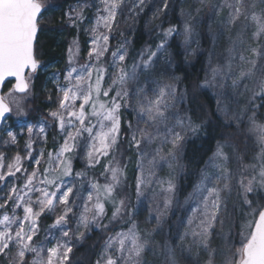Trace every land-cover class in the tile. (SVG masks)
<instances>
[{"label":"snow or ice","instance_id":"6c2138e0","mask_svg":"<svg viewBox=\"0 0 264 264\" xmlns=\"http://www.w3.org/2000/svg\"><path fill=\"white\" fill-rule=\"evenodd\" d=\"M204 0H201L203 3ZM103 5L102 9L97 8L96 19L91 26V46L88 52L90 60H95L97 64H83L79 71L72 66L74 58L79 54V41L74 39L72 46L68 49V67L66 74L63 75V83L53 74V81L57 85L58 92L61 94L57 98V108L50 111L49 116L57 125L59 134L63 142L58 147L54 143V152L48 151L45 156L44 149H41L38 156H32V148L35 141L32 139L34 126H27L28 139L25 142V148L28 150L22 158L17 154L13 163L7 165V176L15 177L16 172L21 171L24 167L22 160L31 159L37 166L26 177L24 183V195H20L15 186L9 189L10 193L15 194L13 198L9 195L7 200L13 202V215L3 214L0 219V256L7 257L15 247V256L9 260V264H70V254L73 251L72 240H82L85 237L84 232H78V228L83 226L86 230L89 226L95 224L96 227L107 228V225H101L100 220L106 215L105 204L103 201H110L113 204V210L110 220L114 221L120 217L122 210L126 207L123 199L117 203L114 196L116 187L121 183V178L125 177L126 166L121 167L117 162L112 166V160L108 161L105 172H110V182L103 185L98 182L91 184L93 192H89L87 200L83 204V211L79 214L77 220V230H65V225L69 223L68 214L73 210L69 207V196L72 188H63V177L72 175V160L80 142L83 141L85 146L84 157L87 161V167H95L100 163L101 157H107L110 151H113L118 145L121 133V115L120 109L125 106L120 101L129 97L128 82L137 80V70L143 71L149 68L153 63V57L157 52L166 49L169 38L177 32L175 25L169 26L162 32L161 42L156 45V51L148 50L147 59L144 53L140 55L139 62H133L131 70L125 64L128 57V51L125 44L119 45L111 52L112 66L118 69L112 74L111 83L104 87L105 74L107 68L98 66L101 58L109 51L110 33L116 25L117 10L124 3V0H100ZM164 9L169 7L168 0H162ZM145 4V0H138L133 7H139ZM259 4L264 5V0H259ZM90 5L84 4L77 9H73L75 14H69V20L75 25L82 21L84 17V8ZM225 7L231 9L227 24L237 25L239 22L240 33L238 40L232 41L233 45L239 43L244 45L246 41L242 39V34L251 31L253 41H259L264 37V8L259 13L255 11L257 7L256 0L250 5L251 11H242L244 7L243 0H235L230 3L225 0ZM44 7L41 0H0V86L8 78H14L15 83L6 94H0V120H4L7 114L13 111L17 116H27L26 102L31 91V81L34 74L39 68V61L34 54V40L37 34L38 17ZM197 12L200 9L196 10ZM103 27L106 31L101 32ZM194 33V27L187 20L183 25L182 35L184 44L190 43V38ZM123 49V50H122ZM231 60L227 65L229 73L233 72L232 60H237L238 74L232 78L233 89L240 86L244 80L252 83L250 88L244 84L247 91L252 92V98L255 96H264V44H257L256 47L248 45L242 50L235 51L234 48L227 49ZM250 52L251 58L244 53ZM243 65H247L244 67ZM93 70H95V81H92ZM73 73H77L73 77ZM211 78L207 76L202 87H211L216 77L221 73V68H210ZM178 79V78H177ZM11 83V81H8ZM120 87L116 89V86ZM115 90V96H110V92ZM143 91V89H139ZM176 86L174 84H165L156 92V98L149 100L147 105L140 104L138 115L143 118L145 127L132 128L128 123V128L132 129L131 139L128 141L129 147H134L141 157L147 153L142 150V143L152 144L155 137L160 135V125H164L165 131L161 144H171L172 148L168 151L167 157L176 160L177 156L183 150L184 135L182 133L190 131L196 133L200 130L201 125L196 124L190 115L185 114L181 117L178 113H173L175 124L168 126L166 116L170 105L164 102L166 95L175 98ZM17 93L22 94L17 96ZM109 97L108 100H102L101 97ZM51 99V96H49ZM139 103V101H138ZM219 103V102H218ZM163 104V109L161 105ZM245 111L247 106H245ZM93 119L95 123H93ZM250 122L247 132L254 138L258 151L253 155V163L243 164L244 157L237 154L236 159L241 162V167L237 173H233L228 167L229 155L225 153V146L217 143L216 150L207 162L215 171L201 170V178L193 186V191L185 198L184 204L190 202L191 214L188 215L186 226L182 234L178 233L180 243L173 247L168 240L163 243L151 242L146 236L141 235L135 222L127 231H120L110 236L104 242L102 256L97 259L96 264H178L177 249L180 253H191V246L185 247L184 241L191 235L194 239L192 245L198 249L202 248L207 252L208 259L205 264H214V256L220 251L211 247L213 236L219 237L225 242L224 251L228 256L224 264H264V206L257 204L253 206V200L249 199V194L264 190V123L258 122L255 114L248 117ZM179 128L180 131H176ZM154 129L155 131H149ZM38 135L44 137L47 143L46 124L41 123ZM86 134V135H85ZM9 140L5 143H17V134L12 131L6 133ZM139 135L140 139H137ZM161 160L168 163V167L173 168V164L165 156L160 155L162 149L154 150ZM4 156L0 154V161ZM155 162V157L153 161ZM47 167L40 170L41 164ZM4 165L0 163V167ZM27 172V169L24 168ZM51 173L58 175L48 178ZM141 175L136 177L137 198L144 193L141 191V185L145 183L143 178V169ZM247 173V174H246ZM83 171L77 172V176H83ZM154 174V173H153ZM44 176L39 180V184L55 185V191H48L46 187H37L36 181L38 176ZM101 175H104L102 172ZM214 177V178H213ZM5 180V175L0 174V181ZM61 183L57 184L56 181ZM235 181V183H233ZM167 184L162 189L168 195L163 198V209H156L157 223L161 218L166 216L174 204V194L176 184L173 180L159 181ZM63 188V190H62ZM62 194L58 195V192ZM37 192L40 195L33 201L29 193ZM235 192L239 199L232 202L231 211H229V202L232 200V193ZM25 196L28 199H25ZM155 198V197H154ZM7 200L0 204V209H5ZM178 207L179 205L176 201ZM63 205L60 214L56 215L51 228L61 230V238H58L49 231L44 241H38L39 236V218L45 213L56 212L57 206ZM244 206H247L245 209ZM15 209H22L23 215H17ZM226 219L228 220V232L224 231ZM183 223V221H182ZM219 223L220 230H216ZM16 227L13 228L12 226ZM71 231V235H70ZM151 235V233H147ZM51 237V239H49ZM52 241H55L53 244ZM51 244V246H47ZM109 249H113L114 255ZM33 254L29 261L26 254ZM152 259H148V255ZM199 256V251L196 253ZM187 264H191L189 260Z\"/></svg>","mask_w":264,"mask_h":264},{"label":"rangeland","instance_id":"374dc122","mask_svg":"<svg viewBox=\"0 0 264 264\" xmlns=\"http://www.w3.org/2000/svg\"><path fill=\"white\" fill-rule=\"evenodd\" d=\"M44 5L42 10H44L46 5V2L41 1ZM169 2V0H168ZM230 3H235V0H229ZM134 3H138V0H124V3L121 5V7L117 10V16H116V25H114L113 31L110 33V41H109V51L105 53V56L101 58L100 63L98 66H103L107 68V73L105 74V83L104 87H107L108 84L111 83V77L112 74L117 72L118 69L112 66V56L111 52L114 51L119 45L125 44V41L127 43L125 44V47L128 51V46L130 45V41L132 38V33L134 29L136 28V24L139 23L141 18H145L146 23H150L154 17L158 16L159 13H162V15L166 16V9L163 7L162 0H145V4L139 7H133ZM253 3V0H243L244 7L242 8V11L248 10L251 11L250 5ZM257 7L255 11L259 13L262 8H264V5L259 4V0H256ZM88 4L89 7L84 8V19L82 21H78L77 24H73L69 20V14L71 13L73 18L75 16L73 9H77L79 6ZM225 0H204L203 3H201V0H178L174 3V11H175V17H176V23L178 25V32L177 37L179 40L184 44V37L182 35L183 32V25L184 22L187 20L189 23H191L194 27V33L192 37L190 38V43L185 45V48H188L191 43H193L190 54L195 55L198 52H200L199 45H200V37H201V31L202 34L206 35L211 34L212 35V47L210 49V53L208 54L207 61L204 64L203 67V74H202V80H201V87L205 81L206 76L210 79L211 73L210 68L211 67H217L219 66L221 68V73L216 77L215 81L213 82V85L211 87H202L204 89H207L215 94L216 97V112L220 120L222 121L223 125L231 126L234 128L235 132L238 133V124L240 123L241 117H243L245 105H247L252 100V95L250 98L251 91H247L244 88V84H248L249 87H252V83L249 80H244L240 83V86L236 89H233L231 87L232 85V78L234 75L238 74L237 64L239 63L237 60H232L233 65V72L229 73L227 70V65L229 61L231 60V56L228 53L227 49L229 47L234 48L235 51L242 50L243 48L248 47V45H251L252 47H256L257 44H264V37H262L259 41H253L251 37V31L254 29H250L247 32H244L242 34V39L246 41L244 45H239L237 43L236 45H233L232 41L238 40V33H240L239 28V22L237 25H228V30L226 31L227 36V42L226 47L225 45H222V47H225L224 53H219L218 51H214L212 53V49H217L218 44V38L220 35L221 27L225 24L227 25V19L229 18V13L231 12V9L224 6ZM103 5L100 3V0H76L69 6H67L66 11L64 12V22L65 25L68 27L74 26L76 28V32L80 36L81 39L78 38V36L73 35L71 38L68 39V41L65 43L64 48L62 49V52L60 53V56L58 59L49 64V65H42L41 62H39V68L37 72L34 74V78L31 81V91L27 97L26 106L29 105V99H33L34 95V83L35 78L37 75L41 74L43 76V82H42V89L45 91V96L42 98L41 106H40V113L36 112L34 117L31 116H17L16 113L13 111L12 113H9L0 124V154L4 156V160L0 161L4 166L0 167V174L5 175V180L0 181V204H4L7 200L9 195H12L13 198L15 197V194L10 193L9 189L12 186H15L17 190L19 191L20 195H24V192L27 191V189H24L23 185L26 182L25 177L37 166L35 165L34 161L29 159H23L22 163L24 167L21 169V171L16 172L15 177H9L7 176V165L9 163L14 162V158L17 154H19L22 158L25 156V153L28 151L25 148V142L28 139V133H27V126L32 125L34 126V133L32 136V139L35 141L32 148V156L39 158L38 154L41 149H44L45 156L48 151L54 152V143L55 146L58 147L59 144L63 142L61 135L59 134V129L57 125L52 121V118L48 115L50 111H55L57 108V98L59 95H61L58 92L57 85L53 81L52 77L53 74L56 75L57 79H59L62 83L63 81V75L66 74V70L68 67V49L72 46V41L74 39H78L79 43H82V47L79 46V54L74 58L72 66L75 67L78 71L83 64H97L95 60H90L88 57V52L91 46V26L94 24L96 19V12L97 8L102 9ZM200 9L199 12L196 10ZM221 13V14H219ZM219 15V16H218ZM224 16L223 18H218L221 16ZM208 19V22H207ZM212 20V21H211ZM168 18L165 17L164 22H167ZM211 21V23H210ZM207 26V28H206ZM206 28V31H205ZM38 29V25H37ZM38 31V30H37ZM99 31L104 32L106 31L103 27L99 29ZM81 49L83 50V53L81 52ZM123 50V49H122ZM161 58H164L166 56V51L162 50L160 53ZM246 56L251 58L250 52L244 53ZM140 58L137 57L135 62H139ZM222 64V67L220 66ZM244 67H247V65H243ZM153 68V65L151 64L149 68L144 69L143 71L137 70V80L135 81H129L128 82V90H129V97L126 100L120 101L123 105L120 109V114L122 112H128L132 115V120L128 121L132 124V128L135 129L137 127L143 128L145 127L144 120L147 119V117L141 118L138 115V110L140 107V104L147 105L149 100H153L156 98V92H158V89L160 87H163L165 84H174V80H171L167 77V79L162 77H157L154 79L155 72H149L148 70ZM131 70V69H130ZM129 70V71H130ZM77 73H73V77H75ZM95 70H93V77L92 81H95ZM8 86L2 90L1 94H6L11 88H12V82L7 83ZM120 86L117 85L116 89H118ZM139 89H143V91H139ZM22 94H18L17 96H20ZM49 96H51V99H49ZM110 96H115V90L110 92ZM243 96L247 97L246 104L243 106L240 105L239 102L243 100ZM102 100H108L109 97H101ZM139 101V103H138ZM164 102L168 103L170 105L168 111L165 113L166 116L169 117V119L166 121L168 126H171L175 124V119L173 117V113H178L181 117H184V114L182 113V109L179 106L180 105V96L178 95L177 91H175V98H173L171 95H166L164 97ZM219 102V103H218ZM239 104V105H238ZM161 108L163 109V104L161 105ZM27 111V110H26ZM41 123L46 124V134H47V143L44 142V137L38 135L39 126ZM93 123H95V120L93 119ZM127 123V128H128ZM160 135L155 137L152 144H146L142 143L141 147L143 152L147 153L146 155H143V157L140 156V154L137 152V150L133 148V156L135 157L134 160L131 161L129 169L131 171V180H132V191H133V197L131 198L132 206L128 213H123L120 216L118 225L119 227L117 229H114V227L111 226L110 218H111V210H108L109 208H113V204L110 201H103L105 204V212L106 215L103 219L100 220V224L107 225L108 227V235L105 240H107L110 236H114L115 233L120 231H127L129 227H131L132 223L135 222L138 229L141 232V235L146 236L147 233H150L151 227L158 225L156 220L157 211L156 209L159 208L160 210L163 209V198L164 196L168 195V193L164 192L162 189L167 187V184H161L159 181H167L169 179L173 180V182L177 186V179H178V173L180 172V165H181V152L178 154L176 160H171V157H167L168 151L172 148V145L169 144H161V139L164 135V125H160ZM7 131H12L17 134V143H5L6 140H9L6 133ZM149 131H155L154 129H149ZM176 131H180L179 128H176ZM188 131L182 133L184 137L186 138ZM128 134L129 138L131 139L132 129L128 128ZM86 135V134H85ZM184 138V139H185ZM137 139H140L139 135H137ZM231 143V142H230ZM221 145H225L223 143H220ZM235 144V143H232ZM217 145V144H216ZM216 145L214 146V149L210 153V156L207 158L204 166L202 169H206L210 172L215 171L210 166H207V162L209 158L212 156L213 152L216 150ZM228 145V144H226ZM238 146L227 147L225 146L224 151L229 155V162L227 167L233 172L237 173V167L235 159V153ZM255 147V151L257 152L259 149L257 146ZM161 148L162 151L160 155L165 156L171 163L173 164V168L168 167V163H166L164 160L160 159V156H157L155 153V149ZM229 148V149H228ZM86 149L84 146L83 141L80 142V146L77 149L76 153L73 156V161H77L78 163V169L79 172L83 171L86 173L84 169H89L90 171H94L95 177L99 179H107V183L110 182L111 174L110 172H105V167L108 166L107 163V157H101L100 163L96 164L95 167H87V161L84 157ZM238 152V151H237ZM155 157V162L150 164V161H153V158ZM41 172L43 171L44 167H47L46 164H41L40 166ZM141 167L143 169V178L145 180V183L141 185V191L144 193L142 196L137 198L136 193V177L140 176L141 173ZM24 168L27 169V172L24 171ZM104 173V175H101V173ZM154 173V174H153ZM201 172L199 173L196 183L199 182L201 178ZM58 175V173H51V175L48 178H52L53 176ZM214 178V177H213ZM44 176H38L36 181L37 187H46L48 191H55L56 187L55 185H43L39 184V180H43ZM63 188L71 187L72 193L69 196L70 204L69 207L72 208V212L68 214L69 223L65 225V230H77V220L79 219V214L83 211V204L87 200L89 192H93V189L91 187V184L94 183L91 179L90 174L86 173L83 176H77L70 175L67 177H63ZM57 184H60L61 181L57 180ZM235 183V181H233ZM99 184L103 185L105 183L100 182ZM62 188V190H63ZM61 192H58L57 194H62ZM177 191V188H176ZM193 191V188L191 191H189L187 194L183 195L182 199H176V192L174 194V204L171 210H169L168 214L161 219H167L170 218V215L175 212L174 208H176V216L173 219L176 220L177 217H181V227L182 229L186 226V220L188 215L191 214V207L194 205L191 204V202L188 205L184 204L185 198L188 196L189 193ZM117 190L114 191V196L116 198L117 203L119 202L116 195ZM40 194L37 192H31L29 193V196H31L32 200L34 201L37 196ZM233 196V193H232ZM155 197V198H154ZM25 199L27 200L28 197L25 196ZM264 200V196H263ZM176 201H178L179 205H183V207H178L176 204ZM261 201V200H260ZM260 203V202H259ZM232 205V200L229 202V209ZM63 205H58L56 212L54 213H45L39 218V236L36 238L38 241H44L45 236L48 235L49 231H51L53 234H55L56 237L61 238V230L59 228H51L50 225L54 223V220L56 218V215L60 214ZM14 207L12 200H7L6 208L0 209V219H2L3 214H8L10 217L13 215ZM15 212L17 215L22 216V209H15ZM161 221V220H160ZM183 221V223H182ZM228 222L226 219L225 226H227ZM218 226L220 228V225L218 223ZM13 228L16 226L13 225ZM103 227H96L95 224H92L89 226V229H85L83 226H80L78 228V232H84L85 237L82 240L73 239L72 240V247L76 243H81L85 238L92 232L94 229H101ZM226 229V227H224ZM0 230H3V226L0 225ZM183 231V230H182ZM217 231H219L217 229ZM184 232V231H183ZM182 232V233H183ZM225 232H227L225 230ZM160 233L159 228H154L152 231V238ZM181 233V234H182ZM71 235V231H70ZM151 235H149L150 237ZM189 238H192L191 235L188 236ZM51 239V237H49ZM104 240V242H105ZM104 242L100 247L97 259H99L104 250ZM180 242V241H179ZM54 244L55 241H52ZM47 246H51V244H48ZM221 247V248H220ZM220 248V251L222 250L225 252V256L227 257V252L224 251L225 248V242L221 240L220 245L218 244V249ZM15 247L12 248V251L9 253L7 257L0 256V264H9V260L15 256ZM110 252H113L114 255H119V253H115L113 249H109ZM27 259L30 261L33 257V254L29 253L26 254ZM217 258V257H215ZM96 259V261H97ZM95 261V264H96Z\"/></svg>","mask_w":264,"mask_h":264},{"label":"trees","instance_id":"16d2710c","mask_svg":"<svg viewBox=\"0 0 264 264\" xmlns=\"http://www.w3.org/2000/svg\"><path fill=\"white\" fill-rule=\"evenodd\" d=\"M41 1L46 2L47 6L42 10L38 19V33L34 43V54L36 59L44 66L49 65L58 59L65 43L71 38V36L76 35L80 39L81 36L80 32L79 35L78 33H75L76 28L74 26L68 27L64 22V12L66 11L67 6L76 0ZM176 1L178 2V0H169V7L166 9V16L159 13L149 24L146 23L145 18H141L139 23L136 24V28L132 33L130 45L128 46L129 55L125 61L128 70L131 69V65L137 57L140 58L142 52L144 53V58L147 59L148 50L156 51V45L161 42L162 32L165 29L169 26L175 25L178 30L174 11V3ZM165 17L168 18L167 22H164ZM218 18L224 19V16ZM228 25L229 24H224L221 27L217 49L213 48L212 53H214V51H218L221 54L224 53L228 38V33H226ZM177 32L168 40V44L164 50L166 51V56L161 58L159 53L162 50L157 52L156 57H153V68L149 69V72L147 73L155 72L153 75L154 79L157 77L167 79L168 77L171 80H174L176 91L180 96L179 106L182 109V113L184 115H190L196 124L201 125L200 130L196 133L188 131L186 138L183 141L181 165L180 172L178 173L176 191V199H182L183 195L191 191L195 185L199 173L217 143L231 145L232 150L233 146H238L235 148L238 151L235 153V159L237 154L242 155L244 157L243 164L255 162L252 160V157L256 153L254 146L257 145L254 142V138L249 136L247 132V128L250 124L248 117L255 114L257 121L264 123V96H255V98H252L247 105H245L247 97L243 96V100H241L239 104L247 106V110H244L243 117H241L240 123L238 124V133L235 132L233 127L223 125L216 112L215 94L201 87L203 67L212 47V35H206V32L205 34H202L203 32L201 31L199 45L200 52L191 55L190 50L193 43H191L188 48H185L184 44L177 37ZM222 45H225V47H222ZM79 46L81 48L82 43H79ZM81 52L83 53L82 49ZM220 66L222 67V64ZM42 82L43 76H41V74L37 75L34 83L33 99H29V105L26 106V110L29 113L28 116L34 117L36 112L40 113L41 111L40 106L42 104L40 100L45 96V91L42 89ZM6 86L8 85L6 84L4 89ZM251 95L252 93L250 94V98ZM120 115L121 133L118 145L113 151H111L107 163L109 160H112L113 156H115V160L112 161V166H115L117 162L121 167L126 166L125 177L121 178V183L116 187L117 194H115L118 201L121 199L125 201L126 207L122 210V215L124 212L128 213L132 206L131 198L133 197V191L129 166L135 157L133 156V148L128 145L130 138L127 128L128 121H131L133 117L131 113L122 111ZM236 163L238 172V169L241 167V162L237 160ZM78 167L77 161L74 160L72 163L73 175L79 172ZM84 170L86 173L90 174L93 182L107 183V179L103 180L96 178L94 171H90L89 169ZM263 196L264 190H260L258 192L250 193L249 199L253 200V206H256L257 204L264 206ZM237 199L239 198L236 193L233 192L232 202ZM244 207L247 209V206ZM176 208H174L175 212ZM231 208L232 205L229 211H231ZM108 210H111L112 214L113 208H109ZM175 212L170 215V218L165 220L161 219L158 225L151 227V236L149 237V235H147V239L153 243H163L164 240H168L173 247L178 245L180 243L178 233L181 234L184 229L181 227V217H177L175 221L173 220L176 216ZM173 214H175V216ZM119 219L120 217L114 221L110 220L111 226L114 227V229L119 227ZM225 227L226 229H224V231L226 230L228 232V224ZM154 228H159L160 233L152 238V231ZM217 229L220 230L218 224L216 225V230ZM108 232V229L105 228L94 229L85 240H83V242L74 244L73 251L70 254V264H95L100 247L107 238ZM193 239V237H187L184 241L185 247L191 246V253H180L179 249H177L178 264H187L189 260L191 261V264H205V261L208 259L207 252L202 248L198 249L196 245H192L191 241ZM220 243L221 239L217 236H213L211 247L218 249V244L220 245ZM220 248L218 250H220ZM197 251H199V256L196 255ZM226 258L225 252L222 250L218 251L214 256V264H224ZM148 259H152L150 254L148 255ZM157 264H159V261Z\"/></svg>","mask_w":264,"mask_h":264},{"label":"water","instance_id":"95a60500","mask_svg":"<svg viewBox=\"0 0 264 264\" xmlns=\"http://www.w3.org/2000/svg\"><path fill=\"white\" fill-rule=\"evenodd\" d=\"M38 30V29H37ZM37 35V34H36ZM36 39V38H35ZM35 42V40H34ZM8 81H11L12 82V85L15 83V79L14 78H8V80L5 81V83H7ZM5 83L0 86V94L2 93V89H3V86L5 85ZM8 115V114H7ZM3 120H0V124L2 123Z\"/></svg>","mask_w":264,"mask_h":264}]
</instances>
